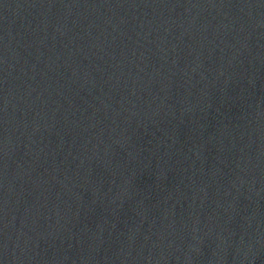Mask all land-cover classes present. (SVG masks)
<instances>
[{
    "label": "water",
    "instance_id": "water-1",
    "mask_svg": "<svg viewBox=\"0 0 264 264\" xmlns=\"http://www.w3.org/2000/svg\"><path fill=\"white\" fill-rule=\"evenodd\" d=\"M0 264H264V0H0Z\"/></svg>",
    "mask_w": 264,
    "mask_h": 264
}]
</instances>
